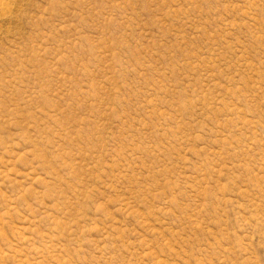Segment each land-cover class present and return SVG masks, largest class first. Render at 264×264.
I'll return each mask as SVG.
<instances>
[{
    "label": "rangeland",
    "instance_id": "rangeland-1",
    "mask_svg": "<svg viewBox=\"0 0 264 264\" xmlns=\"http://www.w3.org/2000/svg\"><path fill=\"white\" fill-rule=\"evenodd\" d=\"M0 264H264V0H5Z\"/></svg>",
    "mask_w": 264,
    "mask_h": 264
},
{
    "label": "bare ground",
    "instance_id": "bare-ground-1",
    "mask_svg": "<svg viewBox=\"0 0 264 264\" xmlns=\"http://www.w3.org/2000/svg\"><path fill=\"white\" fill-rule=\"evenodd\" d=\"M5 9H6L5 0H0V12L4 11Z\"/></svg>",
    "mask_w": 264,
    "mask_h": 264
}]
</instances>
